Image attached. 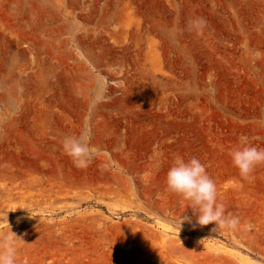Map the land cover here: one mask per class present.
Here are the masks:
<instances>
[{
  "label": "rangeland",
  "instance_id": "1",
  "mask_svg": "<svg viewBox=\"0 0 264 264\" xmlns=\"http://www.w3.org/2000/svg\"><path fill=\"white\" fill-rule=\"evenodd\" d=\"M83 132L78 166L63 139ZM241 136L264 148V0H0L16 264H264V164L239 174ZM177 155L205 165L238 229L195 225L165 185Z\"/></svg>",
  "mask_w": 264,
  "mask_h": 264
},
{
  "label": "clouds",
  "instance_id": "2",
  "mask_svg": "<svg viewBox=\"0 0 264 264\" xmlns=\"http://www.w3.org/2000/svg\"><path fill=\"white\" fill-rule=\"evenodd\" d=\"M63 148L78 166L86 165L92 154L87 132L79 136L64 137ZM230 157L239 174L248 176L257 165L264 164V148L256 147L247 136H241L237 146L230 152ZM165 185L170 193L190 202V207L187 208H190L195 216V225L212 224L214 225L210 229L212 233H216L221 228L236 230L240 227V217L228 212L223 203L217 202L216 183L208 175L205 165L199 158L185 159L180 155L175 156L165 174ZM185 221L191 222V218L181 214L175 225L178 233ZM8 227L10 235L0 244V264H16L14 243L16 240L23 241L21 237L10 231L9 224ZM247 227L250 229L252 225L249 224Z\"/></svg>",
  "mask_w": 264,
  "mask_h": 264
}]
</instances>
